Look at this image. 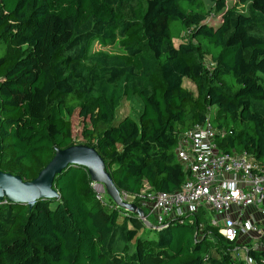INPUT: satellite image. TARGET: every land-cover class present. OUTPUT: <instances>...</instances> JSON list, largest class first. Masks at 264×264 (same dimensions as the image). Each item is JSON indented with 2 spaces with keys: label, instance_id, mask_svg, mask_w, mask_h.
I'll return each instance as SVG.
<instances>
[{
  "label": "trees",
  "instance_id": "16d2710c",
  "mask_svg": "<svg viewBox=\"0 0 264 264\" xmlns=\"http://www.w3.org/2000/svg\"><path fill=\"white\" fill-rule=\"evenodd\" d=\"M211 1L217 24L205 0H0V169L36 178L75 145L76 112L89 119L84 144L137 197L182 186L178 136L209 115L227 131L225 152L264 165V0H241L248 13ZM134 99L139 114L119 115ZM91 182L88 167L72 166L55 178L59 197L0 199V264H244L198 214L149 226ZM249 252L264 257V247Z\"/></svg>",
  "mask_w": 264,
  "mask_h": 264
},
{
  "label": "built area",
  "instance_id": "2783aa9c",
  "mask_svg": "<svg viewBox=\"0 0 264 264\" xmlns=\"http://www.w3.org/2000/svg\"><path fill=\"white\" fill-rule=\"evenodd\" d=\"M226 134L214 125L210 115L181 132L176 153L188 173L186 181L174 192L143 191L138 196L143 215H137L145 224L163 225L171 219L198 214L203 224L218 229L226 240L236 244L237 259L244 264H264V257L257 259L249 252L250 247H264V165L247 151L225 152L219 138ZM91 185L103 201L101 191L93 182ZM251 207L255 211L245 217Z\"/></svg>",
  "mask_w": 264,
  "mask_h": 264
},
{
  "label": "water",
  "instance_id": "95a60500",
  "mask_svg": "<svg viewBox=\"0 0 264 264\" xmlns=\"http://www.w3.org/2000/svg\"><path fill=\"white\" fill-rule=\"evenodd\" d=\"M1 114V100H0ZM1 125V116H0ZM1 137H0V159H1ZM93 151L101 158V156L90 148L79 145H72L64 149H59L52 160L39 172L38 176L33 180H24L20 175L4 172L0 169V199H8L11 202H22L33 207L39 199L59 197L57 189H55L54 181L58 174L72 166H86L94 177L92 170V154ZM105 172V171H104ZM106 173V172H105ZM111 180L108 191L112 194L114 200L126 208L132 209L139 215H143L142 210L136 205L125 203L119 198V192L109 173H106ZM96 178V177H95ZM147 225H152L151 222Z\"/></svg>",
  "mask_w": 264,
  "mask_h": 264
},
{
  "label": "rangeland",
  "instance_id": "374dc122",
  "mask_svg": "<svg viewBox=\"0 0 264 264\" xmlns=\"http://www.w3.org/2000/svg\"><path fill=\"white\" fill-rule=\"evenodd\" d=\"M229 2V5H235L237 6L238 10L241 11V12H244V13H248L249 12V2H242L241 0H228ZM205 3L207 5V8L210 12V15L208 16L207 20L208 22H210L211 24H217L221 21V13L218 12V10L216 9V5L213 1L211 0H205ZM195 43L201 47V51H203L204 47L199 44V41L195 40ZM105 50L107 52H115L117 49L116 47L112 46V47H108V48H102L100 47L99 45H95L94 47V50L95 51H98V50ZM206 62H207V65L212 68L214 66L213 62L211 61V56L207 55L206 58H205ZM184 85L186 88H188L192 93H195L196 91V86L194 85V83L186 78L185 81H184ZM142 109V103L140 102L139 99H134L133 101L129 102V101H124L122 106H121V109L119 111V115H125V114H131V115H134V116H137L139 114V112L141 111ZM214 112V110H213ZM72 127H73V134H74V138H75V145H79V146H82V147H86V148H90L92 150H95L94 147L92 146H88L86 144H84V137H83V129H84V125H88L90 124L89 123V119L85 120L83 119L78 112H76L72 118ZM97 152V151H96ZM98 153V152H97ZM102 159V158H101ZM103 161V170L106 172V173H109L108 170H107V167H106V164L104 162V160L102 159ZM91 180L92 182L95 184V188L99 191H101V193L103 194V201L105 204L107 205H110L115 201L112 194H110V192L108 191V186H107V183L103 180V178L97 180L93 173L91 172ZM117 191L119 192V197L122 201H124L125 203H132L134 205H136L137 207H140V201L142 199H139V197H135V196H126V194L122 191H120L118 188H117ZM144 192H150L151 190L149 189V187H145ZM128 195V194H127ZM119 204V203H118ZM120 205V204H119ZM121 209L122 210H126L127 208L123 205H120ZM235 209V208H234ZM255 211V208L254 207H251L247 210V212H245V217H248L251 213H253ZM129 212V211H127ZM132 213H136V212H132ZM137 214V213H136ZM233 217L236 218L237 217V214L234 213L233 214ZM155 214H152L151 215V220L152 221H155ZM246 239H239L240 242H245Z\"/></svg>",
  "mask_w": 264,
  "mask_h": 264
},
{
  "label": "bare ground",
  "instance_id": "6f19581e",
  "mask_svg": "<svg viewBox=\"0 0 264 264\" xmlns=\"http://www.w3.org/2000/svg\"><path fill=\"white\" fill-rule=\"evenodd\" d=\"M91 163H92V170L95 173L96 179L99 180V179L103 178V180L110 186L111 180L109 179V176L103 170V166H102L103 161L94 151L92 154Z\"/></svg>",
  "mask_w": 264,
  "mask_h": 264
}]
</instances>
